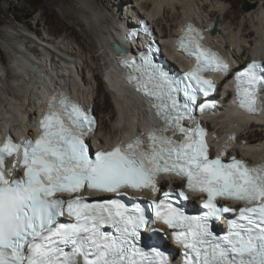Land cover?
Wrapping results in <instances>:
<instances>
[{"label":"snow or ice","instance_id":"snow-or-ice-1","mask_svg":"<svg viewBox=\"0 0 264 264\" xmlns=\"http://www.w3.org/2000/svg\"><path fill=\"white\" fill-rule=\"evenodd\" d=\"M140 29L151 37L148 25ZM138 34L130 30L126 39ZM202 38L189 24L178 40L177 49L196 60L183 77L159 59L151 39L138 57L114 47L125 82L162 121L161 128L148 130L147 150L135 138L125 147L94 152L85 138L96 123L92 109L71 103L60 89L48 99L42 134L34 144L5 139L0 146V264H170L171 253L161 250L164 241L152 229L158 221L178 230L173 236L183 245V264H264V165L210 159L205 131L196 121L197 110L203 113L216 104L211 95L216 85L203 74L230 75L228 65L202 47ZM233 75L238 108L259 115L264 63L253 61ZM184 120L195 127H185ZM169 130L183 140L174 141L166 135ZM13 155L23 179L5 172V158ZM162 174L186 179L189 191L206 194L202 206L207 211L187 215L179 205L187 199L184 191L157 188ZM129 189H150L155 199L126 204L120 196ZM85 191L100 198L90 202ZM57 193L71 198L65 201ZM217 198L254 206L240 208L233 219L225 216L232 209L215 203ZM220 218L227 220L226 235L213 230Z\"/></svg>","mask_w":264,"mask_h":264},{"label":"bare ground","instance_id":"bare-ground-1","mask_svg":"<svg viewBox=\"0 0 264 264\" xmlns=\"http://www.w3.org/2000/svg\"><path fill=\"white\" fill-rule=\"evenodd\" d=\"M8 1L2 14L11 27V35L18 37L22 47L8 43V31L0 29V38L8 40L3 42L4 49L17 55L10 57L7 64L0 52V64L7 66L8 74L9 65L16 73L10 78L11 83L18 81L17 78H22L21 82L30 81V77L33 86L29 92L30 83L25 86L26 91L17 86L15 90L7 89L6 95L11 97H4L6 104L0 105V134L6 127H30L24 125L26 118L20 112H31V116L36 111L41 114L43 107L37 93L46 90L56 77L59 83L73 88L78 98L93 104L100 147L114 144L125 132L147 122L143 103L125 87L117 72H112L110 77L116 81L119 95H112L101 78L103 67L111 61L108 56L111 43L120 40L114 19L137 22L140 16L149 18L166 50L170 48L171 37L176 36L186 21L215 28L213 43L225 48L236 62L245 63L254 52L264 49V0ZM229 3L236 9H230ZM114 7L118 14L114 13ZM234 123L240 125L235 139L236 154L251 162L264 157V118L245 117L228 109L224 120L208 128L221 137L228 134ZM242 141L246 142L244 146ZM166 183L163 180L159 186Z\"/></svg>","mask_w":264,"mask_h":264},{"label":"rangeland","instance_id":"rangeland-1","mask_svg":"<svg viewBox=\"0 0 264 264\" xmlns=\"http://www.w3.org/2000/svg\"><path fill=\"white\" fill-rule=\"evenodd\" d=\"M6 2H8L9 3V1L8 0H0V29L1 30H5L6 32H7V39L8 40H10V41H8V40H6V39H2V38H0L1 40H0V52H1V54H2V56L5 58L6 57V63L7 64H9L11 61L9 60L8 61V59L11 57V58H14L15 56H17V55H14L15 53H12V52H10V51H8V50H6V47H5V49H4V45H3V42L6 40V41H8V43L10 42H12L13 43V45L15 44V46L16 45H19V46H21L22 47V43L20 44V43H18L19 42V39H17L18 37H16L15 35V37L14 36H12L11 35V33H10V31L12 32V30L10 29L11 27H9L7 24H6V20H4V18H5V16L2 14V10H4L5 9V3ZM229 5V8L230 9H236V6L234 5L233 6V4L232 3H229L228 4ZM58 9V8H57ZM10 33V34H9ZM13 37V38H12ZM6 38V37H5ZM9 38H11V39H9ZM17 39V40H16ZM15 42V43H14ZM23 44H25V43H23ZM3 50L5 51V52H3ZM10 54H12V55H10ZM13 55H14V57H13ZM8 57V58H7ZM8 68H7V66L5 65V64H0V95H1V98L2 99H0V105L2 106L3 104H6V100H4V97L5 98H7L6 96H8V98L9 97H11V96H9V95H6V92H7V89H12V90H15L16 88H15V86H17V87H19V89H21V88H23L22 90L23 91H26V88H25V86L27 87V84H29V88H27V90H28V92L29 91H31V88H32V86H33V80H31V78L29 77V79H30V81H28V80H23L22 82H21V80H22V78H17L18 79V81H16L15 83H11V81L13 80V79H10L11 78V76H10V74H8ZM20 80V81H19ZM2 94H4V96L2 97ZM20 97V99L21 98H23V95L22 96H19ZM5 106V105H4ZM109 109H111V108H109ZM2 110V109H1ZM14 125V127H15V124H13Z\"/></svg>","mask_w":264,"mask_h":264},{"label":"water","instance_id":"water-1","mask_svg":"<svg viewBox=\"0 0 264 264\" xmlns=\"http://www.w3.org/2000/svg\"><path fill=\"white\" fill-rule=\"evenodd\" d=\"M217 24V20L215 21V23H214V26ZM215 33V28H213V30L211 31V34H214ZM111 47H112V50L114 51V47H118V48H120L117 44H115V43H113L112 45H111ZM120 49H122V48H120ZM115 52V51H114Z\"/></svg>","mask_w":264,"mask_h":264}]
</instances>
